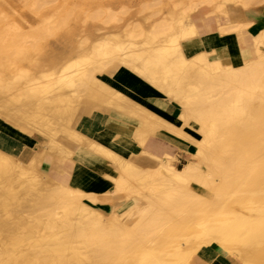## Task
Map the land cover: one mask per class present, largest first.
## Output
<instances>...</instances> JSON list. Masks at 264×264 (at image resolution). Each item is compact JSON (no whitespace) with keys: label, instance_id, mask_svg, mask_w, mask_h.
<instances>
[{"label":"bare ground","instance_id":"1","mask_svg":"<svg viewBox=\"0 0 264 264\" xmlns=\"http://www.w3.org/2000/svg\"><path fill=\"white\" fill-rule=\"evenodd\" d=\"M231 1L221 10L210 2L183 3L180 12L169 8L170 19L149 26L134 21L113 31L96 28L103 34L88 52L79 57L78 49L59 70L38 71L33 78L14 57L22 56L20 42L35 36L22 28L0 32V96L12 107L9 115L106 181L97 191L86 185L93 173L81 170L71 180H45L33 164L0 152V264H162V255L140 248L176 226L192 232L206 227L220 237L208 244L242 264H264V56L242 46L250 39L264 45V29L256 37L247 33L253 23L248 9L264 0ZM103 12L110 22L118 20L109 6L94 14ZM118 12L127 15L129 8L122 5ZM193 12L213 15L223 37L239 34L232 49H212L204 59L189 61L173 26ZM45 31L50 33L47 26ZM25 60L39 69V59ZM119 66L132 69L186 115L181 125L167 123L165 133H133L138 143L160 138L176 148L154 169L138 164L133 146L124 158L69 128L95 77ZM191 129L201 131L205 142L199 148L212 158L204 164L188 159L178 170L176 155L196 136ZM106 193L110 207L99 204ZM243 201L244 213L237 206ZM229 214L235 224L225 220ZM184 257L183 264L198 261L193 253Z\"/></svg>","mask_w":264,"mask_h":264},{"label":"crops","instance_id":"2","mask_svg":"<svg viewBox=\"0 0 264 264\" xmlns=\"http://www.w3.org/2000/svg\"><path fill=\"white\" fill-rule=\"evenodd\" d=\"M134 5L132 0H127L125 4L129 10H133ZM173 28L185 57L192 63L207 57L212 49L218 51L232 48L236 43L232 35L223 37L219 33L220 25L213 15L207 13L198 15L193 12L185 15L175 21ZM54 52L60 51L51 50L41 56L44 60H39L42 63L39 69L34 66L21 68L29 73L30 78L36 77L39 70L44 74L52 72L53 69L59 70L61 65L54 60ZM81 54L79 53V57ZM20 85V88L25 86L24 83ZM90 90L91 96L87 104L77 119L69 124V128L76 133L94 140L124 158L129 155L126 149L133 146L139 152L138 164L146 168L159 165L163 154H171L176 150L171 143L160 138H145L141 143L133 139V133H165L167 123L181 125L186 117L174 103L152 88L132 69L119 66L110 74H99L90 84ZM11 110V105L0 96L1 153L16 162L33 164L49 181L71 180L81 170L80 172L93 173L86 185L97 191L105 187L106 181L99 173L86 164L69 159L47 147L41 136L9 115ZM155 125L158 127L156 130L151 128ZM191 131L196 135L193 146L183 147L181 153L176 155V169L179 165L183 167L188 159L204 164L212 158L199 148L205 142L201 131ZM114 140H118L119 145ZM209 251L205 258L212 260H206L205 263L235 264L233 259L220 254L216 247ZM196 263L198 264V261Z\"/></svg>","mask_w":264,"mask_h":264},{"label":"rangeland","instance_id":"3","mask_svg":"<svg viewBox=\"0 0 264 264\" xmlns=\"http://www.w3.org/2000/svg\"><path fill=\"white\" fill-rule=\"evenodd\" d=\"M126 1L0 0V32L13 28H22L25 32L35 36L36 40L27 39L24 43L20 42L22 56L14 57L20 66H30L25 58L28 60H44L41 56L51 50L60 51L54 52L52 55H54V60L61 65L63 62L74 60L77 57L76 52L78 49L82 50V54L88 52L91 42L100 38L99 35L103 34L95 28L112 30V28H125L129 27V25L132 26L136 23L144 22L145 26H149L155 24L158 20L170 19L169 8H172L175 12H180L182 5L185 3L200 4L202 2H210L214 7L218 6L221 10L223 2L226 0H132L135 4L133 10H129L127 15L120 14V12L117 13L120 7L126 4ZM228 1L232 2L231 0ZM103 5L109 6L111 10L116 11L117 21L110 22L112 19L108 18V15L104 12L100 16L94 14L98 11V7ZM234 7L241 8V6L237 5H234ZM250 12L253 13L251 17L253 23L248 26L247 33L251 37H256V34L260 35L261 30L264 29V4L249 8L247 13ZM132 17L135 19H132ZM134 21L137 22L135 23ZM42 22H45V24H42ZM45 26H47V30L50 33H46ZM232 36L237 41L240 35L233 33ZM242 46L247 52L259 51V54L264 56V45L262 44L258 45L250 39L244 42ZM35 49L43 50L39 53ZM184 116L186 115L184 114ZM219 143L221 144V141ZM104 148L106 147L104 146ZM156 167L158 165L150 169ZM34 169L42 175L38 169L35 167ZM178 169L181 170L182 167L179 165ZM110 190L108 189V193ZM209 197H213V195L210 194L207 198L210 199ZM98 200L101 206L110 207L114 204L111 202V196L107 193L99 195ZM244 204V201L237 202L238 208L241 207L243 213L245 212L243 209ZM250 207H253V205H250ZM128 209H131V207L126 208V210ZM194 213L197 215L198 211ZM230 216L231 214L227 215L225 220L229 221L230 224H235V221L233 222ZM175 228L176 232L174 233L172 231L161 232L153 246L150 247L145 244L141 246L140 250L148 255L151 253H157L158 256L162 255V264H183L185 254L193 253L198 257V264H200L202 261L207 260L209 262L212 260V258L208 259L205 257L212 247H216L220 254L233 259L235 264H242L240 258L227 255L213 243L208 244L212 241L211 239L218 240L220 238L212 230L201 226L195 228L197 230L195 232L188 230L184 226H176ZM127 254L129 256V253Z\"/></svg>","mask_w":264,"mask_h":264}]
</instances>
